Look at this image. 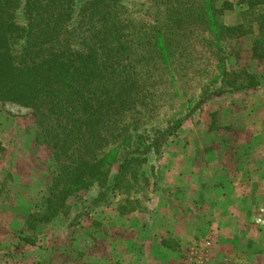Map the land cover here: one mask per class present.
<instances>
[{"label": "trees", "instance_id": "16d2710c", "mask_svg": "<svg viewBox=\"0 0 264 264\" xmlns=\"http://www.w3.org/2000/svg\"><path fill=\"white\" fill-rule=\"evenodd\" d=\"M157 1L167 8L143 30L119 0H0V103L30 111L33 141L55 165L40 211L25 220L29 233L18 236L23 246H34L32 232L59 219L78 227L116 194L122 216L137 212L130 195L146 182L139 172L148 157L161 156L212 99L259 87L246 71L220 67L187 115L146 128L164 90L196 64L197 46L220 58L221 42L252 34L255 24L251 55L264 61V0H219V7L218 0ZM235 6L244 20L223 25ZM73 198L82 199L75 210Z\"/></svg>", "mask_w": 264, "mask_h": 264}, {"label": "rangeland", "instance_id": "374dc122", "mask_svg": "<svg viewBox=\"0 0 264 264\" xmlns=\"http://www.w3.org/2000/svg\"><path fill=\"white\" fill-rule=\"evenodd\" d=\"M229 1L236 3V0ZM220 5L218 0L216 6ZM119 6L123 7L125 16L143 30L144 25L154 26L155 20L161 17L159 14L167 8L157 0H119ZM239 13V7L235 6L224 12L220 22L225 26L237 25L244 20ZM250 19L252 17H247L245 22ZM251 27L252 34L221 42L220 58H213L209 50L197 46L198 54L192 56L197 58L194 67L182 71L175 85L164 90L165 96L157 100L151 110L149 124L142 121L147 123L146 128H163L166 121L183 118L201 98L203 89L207 88L206 93L213 87L210 79L220 75L222 67L228 73L244 70L259 82L257 89L209 101L169 139L161 156L148 157L139 172V176L145 173L146 182L139 186V193L130 195V199L137 201L133 202L137 207L133 214L138 224L149 212L153 213L149 204L161 200L167 188L178 187L183 182L206 191L212 187L214 178L222 179L228 185L234 184L241 192L240 197L244 196L243 189H247L250 182L258 187L264 185V177L258 173V163L264 155V61L252 58L257 27L255 24ZM211 51L217 52L214 48ZM32 132L30 111L15 104L0 103V264H115V260L109 259L113 252L122 255L137 248L140 242L137 232L124 222H114L113 214L120 210L123 201L117 194L106 207L97 210L88 220L84 219L76 228L67 229L65 220L59 219L32 232L37 238L34 246H23L18 241L19 235L29 233L25 220L29 214L40 211L55 169L50 150L35 145ZM244 168L246 172L250 170L247 172L250 177L243 175ZM187 169L194 174L188 176ZM220 171L223 175H219ZM81 202L82 199L73 198L69 204L75 210ZM252 204L249 212L252 226L264 230V207ZM242 211L246 212L245 208ZM216 231L214 225H208L204 238L188 243L180 264H194L192 251L199 249L197 244L206 241L210 246L205 264H229L228 259L213 263Z\"/></svg>", "mask_w": 264, "mask_h": 264}, {"label": "crops", "instance_id": "0c3cea01", "mask_svg": "<svg viewBox=\"0 0 264 264\" xmlns=\"http://www.w3.org/2000/svg\"><path fill=\"white\" fill-rule=\"evenodd\" d=\"M258 166L259 176L264 177V155ZM245 170L243 175H248L250 170L248 173ZM186 173L194 174L191 169ZM219 175H223L222 171ZM214 179L206 191L186 182L167 188L161 200L149 204L153 213L149 212L141 224L137 223L138 218L134 219L136 215L122 216L118 208L113 214L114 222L129 225L140 242L137 248L122 255L113 252L109 259L115 260V264H180L185 246L204 238L208 225L212 224L217 229L213 263L228 259L229 264H264V230L252 226L249 214L253 202L264 207L263 183L258 187L249 181L248 188L242 191L244 196L240 197L241 192L234 184ZM126 220L129 222L125 223Z\"/></svg>", "mask_w": 264, "mask_h": 264}, {"label": "built area", "instance_id": "2783aa9c", "mask_svg": "<svg viewBox=\"0 0 264 264\" xmlns=\"http://www.w3.org/2000/svg\"><path fill=\"white\" fill-rule=\"evenodd\" d=\"M199 249L192 251V260L194 264H205L210 243L208 241L197 244Z\"/></svg>", "mask_w": 264, "mask_h": 264}]
</instances>
